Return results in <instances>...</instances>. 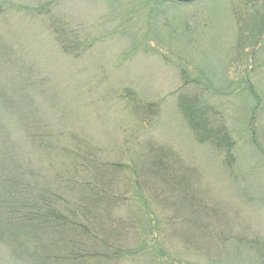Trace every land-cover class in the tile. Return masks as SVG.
Returning <instances> with one entry per match:
<instances>
[{
  "label": "rangeland",
  "instance_id": "1",
  "mask_svg": "<svg viewBox=\"0 0 264 264\" xmlns=\"http://www.w3.org/2000/svg\"><path fill=\"white\" fill-rule=\"evenodd\" d=\"M181 92L197 101V129L207 111L220 118L225 147L196 138ZM41 131L127 168L130 190L99 165L78 174L128 193L113 212L132 223L115 264H264V0H0V154L45 168ZM73 185L75 198L87 188ZM25 232L43 233L0 231V264H55L42 260L53 241Z\"/></svg>",
  "mask_w": 264,
  "mask_h": 264
},
{
  "label": "trees",
  "instance_id": "2",
  "mask_svg": "<svg viewBox=\"0 0 264 264\" xmlns=\"http://www.w3.org/2000/svg\"><path fill=\"white\" fill-rule=\"evenodd\" d=\"M67 25L55 27L57 35L59 34L63 50L67 53L75 51L78 37H74V41H68L64 33H67ZM74 33V32H73ZM182 87V86H181ZM180 87V88H181ZM188 94L181 92L178 96V106L185 112V118L188 124L195 131L196 138L202 142H212L215 146L225 147L227 145V132L222 125V122L217 120V117L210 111L206 112V118L203 120V128L197 129L200 120H197V101ZM35 114H33L34 118ZM25 121L26 131L23 141L27 142L32 137L30 122ZM25 125V126H26ZM200 126V124H199ZM43 130H47L46 128ZM36 135V133H33ZM42 139L39 147L43 152L38 153L37 162L45 165L37 168L32 163L22 164V161L14 159L13 156L0 154V231L5 232V239H10V233L16 235L27 228L40 229L43 233L31 234L25 232L23 239L37 240L38 243H45L48 246L52 241L54 246L50 251H46L42 255V260L53 262L55 264L73 263L85 264L88 262L110 263L115 264L124 260L123 243L125 224H132L131 221H126L124 218H118V215L113 214L115 208L127 205L129 201L128 193L122 192V189L115 190L113 193L105 187H98L94 184L92 176H87L82 180L78 179V174L85 172L83 165H99V173L103 175H120L125 178L122 188L129 190L131 188V180L127 174V168H124L122 163L109 162L106 159L99 158L97 153L91 149L83 150L77 146L69 149L70 141L65 142L66 145L60 149L57 140L53 139L49 131L39 134ZM10 142L14 140L11 138ZM19 146L13 143L10 150L14 155L20 156ZM91 153H88L90 152ZM162 154V153H160ZM55 156L60 158V166L64 169L63 172L57 169H52L55 166ZM42 157H44L42 159ZM160 158V157H159ZM159 159H154L157 162ZM163 160H161L162 162ZM107 165H114L108 167ZM82 166V167H81ZM81 170V171H80ZM161 169L160 173L164 174ZM71 173L76 179H70L67 175ZM27 178L24 179V177ZM138 178V176H137ZM35 180V184L30 182ZM79 180V181H78ZM139 180V179H138ZM6 181V183H4ZM68 181V182H67ZM76 185H85L87 188L82 193H77L78 198H75L74 183ZM80 182V183H78ZM4 188L7 189L4 191ZM3 190V193L2 191ZM10 196L7 198L6 194ZM86 200L89 208L96 210L102 209L110 219L97 220L92 222L87 206L82 208L69 203V199ZM7 198V199H6ZM147 211L146 209H144ZM114 216V217H113ZM36 219H38L36 221ZM138 221L140 220L137 215ZM36 221V222H35ZM162 221H158L159 223ZM33 222V223H31ZM158 223V224H159ZM34 225V226H33ZM42 234V235H40ZM22 237H17L22 238ZM5 240V241H6ZM12 241V240H11ZM16 242V241H14Z\"/></svg>",
  "mask_w": 264,
  "mask_h": 264
},
{
  "label": "water",
  "instance_id": "3",
  "mask_svg": "<svg viewBox=\"0 0 264 264\" xmlns=\"http://www.w3.org/2000/svg\"><path fill=\"white\" fill-rule=\"evenodd\" d=\"M179 1L182 3H192V2H195L197 0H179Z\"/></svg>",
  "mask_w": 264,
  "mask_h": 264
}]
</instances>
